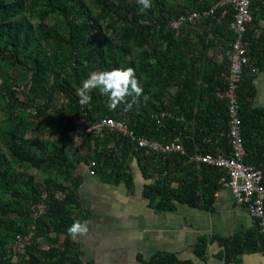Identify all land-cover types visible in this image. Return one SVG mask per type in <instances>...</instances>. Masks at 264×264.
I'll use <instances>...</instances> for the list:
<instances>
[{
  "label": "trees",
  "instance_id": "16d2710c",
  "mask_svg": "<svg viewBox=\"0 0 264 264\" xmlns=\"http://www.w3.org/2000/svg\"><path fill=\"white\" fill-rule=\"evenodd\" d=\"M72 1L0 0V76H4L1 84L8 94V98L6 94L0 98V113L1 109L11 112L6 122L0 121V155L3 153L8 157L5 154L8 153L21 167H36L46 176L45 180L37 183L33 175L27 181L23 180L26 191L23 198L27 201L25 209L18 208L10 198L0 196V221L8 220L13 212H18L25 221V226L21 227L17 219L11 220L9 235L14 239L16 236L23 238L29 230L33 233L23 254L19 251L21 255L17 260L0 250V264H82L80 245L71 242L68 228L75 221L89 218V213L83 212L79 206L81 179L74 174L83 161L106 180L121 178L132 187L133 173L128 164L136 158L143 176L152 179L145 185L144 194L157 211L173 210L178 201L195 207H212L215 193L222 186L221 170L192 160L191 156L197 153L221 154L212 144L214 140H217L216 146L229 151L227 102L217 95L219 90L225 91L227 79L215 77L225 70L213 69L212 75L207 74L211 63H215L206 56L211 41L209 31L205 32L202 40L194 42L190 41L193 24L188 23L180 30L170 26L171 20L196 9L205 10L216 0H211L210 5L202 3L200 8H195L194 0L186 2L184 9L176 13L171 9L169 15L155 9L141 12L137 3L134 5L130 0H81L88 4L86 9H78ZM160 1V6H163L164 0ZM253 2L264 9V0ZM122 7L126 12L119 10ZM77 12L87 13L83 21L77 19ZM114 15L118 16L117 21L108 20ZM233 15L231 11L218 9L214 17L200 23L210 26L216 38L229 42L234 37L229 25ZM49 19L54 20H51L52 24ZM258 19L253 16L248 26L246 44L251 57L248 69L252 66L264 68V44L260 46V41L254 36ZM196 50H199L198 55H193ZM207 59L209 63L205 62ZM129 67L135 70L144 93L149 95L147 102L141 99L139 105H134L131 110L125 111L124 105H120L111 111L106 102L109 98L99 89H94L91 102L81 106L76 92L90 73L99 68L107 71ZM52 72L62 74V80L53 79ZM13 73L30 78L26 89L30 102H20L16 96L19 89L10 78ZM177 84L180 85L179 94H172L170 89ZM255 92L253 76L245 72L239 88L242 132L246 149L250 150L248 160L254 163L255 152L251 150L264 137L263 133H256L264 129V108L249 110L247 101V97L253 98ZM57 94L66 98L60 120L53 127L45 123L49 134L56 132L57 136L53 144L42 139L40 150L33 153L29 141L23 140L27 127L39 124L35 117L47 115ZM207 94L209 102L201 105V98ZM168 95L167 100L165 97ZM44 98V106L36 102ZM162 111L172 112L174 116L166 117L158 124L152 115ZM179 115H184V119H177ZM76 116L78 120H75ZM102 117L126 118L136 123L138 131L149 138L170 141L181 135L186 153L161 154L139 148L129 138L114 131H107L102 137L87 132V127ZM219 118L222 125L218 128ZM186 125L194 128L195 133L184 130ZM215 128H218L217 133L207 145H201L200 140L206 138L202 137ZM112 142L114 144L110 145ZM92 161L96 163L94 166ZM257 166L264 171L263 166ZM16 171L9 160L0 161V191L4 194L8 195L17 184L13 179ZM44 194H47L46 199ZM41 201L46 202V212L36 219L31 208ZM62 234L67 236L64 241L61 240ZM251 237H254L253 233L246 238ZM9 238L3 239V244L11 242L12 238ZM43 238L50 240L48 247L41 240ZM218 239L225 248V264L249 248L246 239L244 242L236 238ZM208 242L209 237H200L196 244L200 255L205 254ZM144 262L191 264L180 261L173 254L155 256Z\"/></svg>",
  "mask_w": 264,
  "mask_h": 264
},
{
  "label": "crops",
  "instance_id": "0c3cea01",
  "mask_svg": "<svg viewBox=\"0 0 264 264\" xmlns=\"http://www.w3.org/2000/svg\"><path fill=\"white\" fill-rule=\"evenodd\" d=\"M206 2L211 4V0H196L194 6L200 8L202 3ZM252 15L255 19L259 17L258 28L255 29L254 36L260 41L259 45L263 46L264 9L262 6L254 5L253 2ZM206 31H209L211 38L206 56L215 62L211 63V70H208L207 74L211 73L212 75L213 69L215 71L225 70L221 74H215V77L218 80L219 77H224L228 82V60L224 55L228 42H225L224 38L221 40L216 38L212 28L207 27L206 23L200 22L192 25L190 41L202 40ZM248 49L250 50L249 47ZM198 53L199 50H196L193 55H198ZM205 62L209 63V59ZM246 73L248 76H253L256 89L253 98L247 97L249 110L256 107L264 108V68L252 66ZM179 90L180 85L177 84L170 89V92L179 94ZM221 93L220 90L217 92L218 97L227 102ZM168 97L169 95L165 99L168 100ZM209 99L207 94L201 98L200 104L206 105ZM195 102L194 105L197 106V101ZM170 113L173 117L174 114ZM154 115H152L153 118ZM177 119L183 120L184 115H179ZM221 123L222 119L219 118L218 128L221 127ZM229 125L230 120L228 121V130ZM217 129L215 128L212 132L209 131L205 134L202 137H206L205 140L202 138L200 140L201 145H207L208 140H211L213 134L217 133ZM253 129L257 130L258 127H253ZM184 130L190 131L191 134L195 133V129L188 127V125L185 126ZM228 130L226 137L229 151L223 146H216L217 140L212 141L216 150L221 154L231 151ZM258 132L264 134V129L257 130L256 133ZM112 144L114 142L110 143V145ZM137 147L139 146L137 145ZM251 151L255 152L253 155L255 163H253L264 167V137L255 143V147ZM192 156L191 159L194 160ZM128 167L133 173L132 187H129L127 182L121 178H119L120 180H106L94 168L95 172L91 173L93 169L85 161L81 162L74 171V174L81 179L79 206L83 212L89 213V218L86 220L89 229L87 234L79 236L75 240L71 238L72 243L80 245L82 264H146L145 260L165 254H173L180 261L191 264H225V248L220 244L219 237L236 238L241 242H244L245 239L248 241L249 248L238 254L237 259H233L229 264H264V234L260 232L257 221L249 208L238 203L229 188L221 186L215 193L212 207H195L178 201L173 210L157 211L150 205L149 199L144 194L145 185L150 183L152 179H146L143 176L136 158L130 161ZM250 233H253L254 237L247 239L246 237ZM201 236L209 237L206 252L203 255H200L196 248ZM66 237V234H62L61 240L64 241ZM41 240L47 245L50 243L49 239L48 242L44 239Z\"/></svg>",
  "mask_w": 264,
  "mask_h": 264
},
{
  "label": "built area",
  "instance_id": "2783aa9c",
  "mask_svg": "<svg viewBox=\"0 0 264 264\" xmlns=\"http://www.w3.org/2000/svg\"><path fill=\"white\" fill-rule=\"evenodd\" d=\"M254 0H216L205 10L196 9L189 13L180 15L171 20L170 26L180 30L188 23L194 24L205 22L215 16L218 9L224 12H233L230 28L234 34L231 41L227 43L224 55L228 60V82L224 92L221 93L228 102V115L230 120L228 138L231 145L229 153L212 154L201 153L192 156L198 162L212 165L223 172L221 183L229 188L238 203L246 205L253 217L256 219L260 232L264 234V171L262 168L248 160V152L242 132L241 102L239 99V87L244 78V73L251 63L249 49L246 44L248 26L253 21L252 4ZM255 71V69H253ZM170 112L164 111L154 115L158 124L163 119L171 117ZM87 132L103 136L107 131L117 132L137 144L140 148L148 149L156 153L167 154L172 152L186 153L182 145L181 136H176L172 141L162 142L151 139L140 133L136 123L126 118L102 117L87 127ZM94 166L95 161L91 162ZM91 170V173H94ZM44 199L47 194L43 195ZM45 201L33 205L32 211L37 218L46 211ZM31 235H26L22 240L24 251L26 242Z\"/></svg>",
  "mask_w": 264,
  "mask_h": 264
},
{
  "label": "rangeland",
  "instance_id": "374dc122",
  "mask_svg": "<svg viewBox=\"0 0 264 264\" xmlns=\"http://www.w3.org/2000/svg\"><path fill=\"white\" fill-rule=\"evenodd\" d=\"M132 4L136 5V0H130ZM193 0H164V2L162 3L163 6H160V0H152V7L150 9H155V10H161L164 12L165 15H169L170 10L172 9V11H176L177 10H182L184 9L186 2H192ZM194 2H196V0H194ZM72 4L79 8L85 7V9L88 7V4H83V2L81 0H73ZM120 11L125 10L123 7L119 8ZM149 10H146L145 12H148ZM126 12V10L124 11ZM79 15V17L77 19H79V21H83L85 16L87 15L86 12L80 13L77 12ZM29 14V13H28ZM54 21L53 19H49L48 21ZM108 20L114 22L118 20V16L114 15L113 17L109 16ZM52 21L50 22V24H52ZM107 22V21H106ZM112 22L110 23V26H112ZM113 27V26H112ZM111 29V28H110ZM97 32L99 33V29H97ZM103 33H105V31H103ZM148 47H146L147 49ZM101 71V69H97L96 72ZM52 78L56 79V80H62V74L61 75H56V73L52 72L51 73ZM4 76H0V98H2V96L4 94H6V91L3 90V85L1 84L3 81ZM11 80H13L15 82V84H17V89H19V92L16 94V96H18L20 102H30V98L28 97L29 95H27L28 90L27 89V85L29 82V77H25L24 74H16L13 73V75L10 76ZM7 98H8V94H6ZM107 96V95H106ZM108 97V96H107ZM65 99L63 95L61 94H57L54 97L52 106L48 109L47 115L45 116H40V117H35L36 120H39V124L37 125L36 123H34L31 126L27 127V135L25 137H23L24 141H29L30 143V149L34 152H38L40 150V145L39 142H41L42 139H47L49 141L50 144H53L54 142V138L57 136V133L55 132L54 134L50 135L49 132L46 130L45 127V123H48V127H53L57 125V122L60 120V111L62 109V104L65 102ZM36 102H40L43 106L45 105V98L44 99H40L37 100ZM107 104L109 103V100L106 101ZM19 106V104L17 105ZM35 107V106H34ZM11 115V112L8 109H1V113H0V121L1 122H6L7 118ZM34 120V119H33ZM75 120H78V116L75 117ZM29 122H33L31 120H29ZM8 157H6L5 155H3V153L0 155V161H3L4 159L9 160L12 164H14V167L16 168V172L13 175V179H15L14 181L17 182V184L14 186V188L9 191L8 195L4 194L3 191H0V196L4 195L8 198H10L11 202H13L18 208L21 209H25L26 206V199L23 198V196L25 195L26 191H25V186H23V180L27 181L28 178L30 176H34L35 180L34 182H40L45 180V175L43 173H41L40 171L37 170L36 167L30 166L28 168L25 167H21L18 163H15V160L13 158L12 155H8ZM15 189L17 191H15ZM17 192V193H15ZM2 213L0 212V217H1ZM17 219L18 221V225H20L21 227L25 226V221L22 219V217L19 215L18 212H13L11 217L5 221H0V250H3L5 254L7 255H11L12 258L14 260H17L19 258V256L21 255V253L23 254V249H22V240H19V238H17V236L13 239L10 235H9V230L8 227H10L11 224V220H15ZM30 232H32L31 230H29L26 234H29ZM10 237V238H9ZM5 238H9L12 241L8 242V243H4L3 244V239ZM44 241L48 242L47 238H43ZM3 244V246H2ZM2 246V247H1ZM45 247H48V245L46 244ZM21 253H20V252Z\"/></svg>",
  "mask_w": 264,
  "mask_h": 264
},
{
  "label": "clouds",
  "instance_id": "9594fccd",
  "mask_svg": "<svg viewBox=\"0 0 264 264\" xmlns=\"http://www.w3.org/2000/svg\"><path fill=\"white\" fill-rule=\"evenodd\" d=\"M136 3L141 12L149 10L152 7V0H136ZM94 89H99L102 94L108 96V108L111 111H115L120 105H124V110L128 111L134 105H139L141 99L144 102L150 99L149 95L144 93V89L136 76L135 70L131 67L113 68L107 71H94L90 73L76 92L81 106L91 102V92ZM88 231L86 221H75L68 228V234L74 240L79 236L87 234ZM28 235L32 237L33 233L30 232Z\"/></svg>",
  "mask_w": 264,
  "mask_h": 264
}]
</instances>
